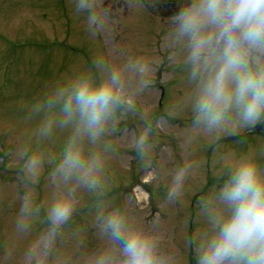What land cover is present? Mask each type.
Here are the masks:
<instances>
[{
  "label": "clouds",
  "instance_id": "9594fccd",
  "mask_svg": "<svg viewBox=\"0 0 264 264\" xmlns=\"http://www.w3.org/2000/svg\"><path fill=\"white\" fill-rule=\"evenodd\" d=\"M137 11L158 10L169 0H130ZM168 15L166 45L169 59L183 73L185 89L177 107L190 111L184 130L186 146L207 140L216 149L211 176L204 188L192 193L197 227L184 237L185 256L166 244V229L159 219L146 225L132 210L99 197L93 224L103 246L89 253L74 241L66 246L67 228L77 211L82 192L104 191L108 139L120 129L122 118L138 114L142 126L132 142L146 165L167 113L156 117L141 110L138 97L152 83V62L128 58L109 66L103 56L94 61L99 75L81 71L57 82L36 111L45 110L37 133L48 137L67 130L62 152L54 160L57 186L40 201V183L46 155L21 149V181L26 189L14 223V239L5 247L0 264H264V142L245 149L221 150L229 136L252 133L264 125V0H174ZM73 11L95 36L114 15L106 0H73ZM135 77L133 83L130 77ZM207 161L192 158L171 175L166 201L180 199L189 177L198 175ZM44 227L33 235L34 225ZM71 237L78 238L74 228ZM21 246L20 240L25 239ZM191 253L192 255H189Z\"/></svg>",
  "mask_w": 264,
  "mask_h": 264
},
{
  "label": "rangeland",
  "instance_id": "374dc122",
  "mask_svg": "<svg viewBox=\"0 0 264 264\" xmlns=\"http://www.w3.org/2000/svg\"><path fill=\"white\" fill-rule=\"evenodd\" d=\"M106 2L114 5V15L108 26L93 36L83 19L74 13L73 0H0V167L11 165L17 170L15 173L0 171V258L14 239V223L26 191L20 179L24 162L19 155L21 149L28 147L47 157L40 183L36 185L38 199L46 201L57 189L52 171L54 160L62 152L67 130L57 128L52 135L39 137L37 129L45 110L36 111V105L42 104L62 79L81 71L99 75L94 63L98 56H103L109 66L124 64L130 57L151 61L152 83L138 97L139 107L142 111L150 110L156 117L158 110L167 113V125L159 133L151 165H146L132 142L133 135L142 126L140 116L128 114L122 118L120 129L108 136L113 148L107 154L104 191L82 192L66 230L69 234L66 246L71 251L78 239L82 249L83 239L90 231L97 233L93 211L97 199L102 197L115 204H125L146 225L151 222H146L145 215L152 221L159 219L166 229L168 248L178 257L185 256L188 221L191 220V229L197 227V216L192 215L196 212L192 193L204 188V180L211 175L216 149L210 150L205 139L191 149L184 142L190 111L177 107L186 85L181 68L169 59L171 50L166 45V33L170 13L147 5L137 11L130 0ZM130 79L134 83L135 77ZM262 142L264 136L260 133H242L224 138L217 147L242 150ZM190 153L192 158L205 160L207 164L198 175L188 178L182 198L167 202L171 175ZM138 181L142 186L147 183L145 188L152 195L156 213L147 209V194L143 189H138V197L129 201L131 186ZM43 227L42 222H37L33 235ZM74 228L80 229L78 238L70 236ZM26 239L20 240L21 246ZM97 239L101 238L88 236L87 252L97 251L93 241ZM16 264H21L19 257Z\"/></svg>",
  "mask_w": 264,
  "mask_h": 264
},
{
  "label": "flooded vegetation",
  "instance_id": "af4514ba",
  "mask_svg": "<svg viewBox=\"0 0 264 264\" xmlns=\"http://www.w3.org/2000/svg\"><path fill=\"white\" fill-rule=\"evenodd\" d=\"M96 244H97V249H100L102 246H103V244H104V241L102 240V239H98L97 241H96Z\"/></svg>",
  "mask_w": 264,
  "mask_h": 264
}]
</instances>
